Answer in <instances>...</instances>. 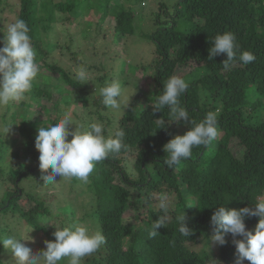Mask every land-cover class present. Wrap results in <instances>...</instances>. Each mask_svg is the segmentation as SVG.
Returning a JSON list of instances; mask_svg holds the SVG:
<instances>
[{"label":"trees","instance_id":"trees-1","mask_svg":"<svg viewBox=\"0 0 264 264\" xmlns=\"http://www.w3.org/2000/svg\"><path fill=\"white\" fill-rule=\"evenodd\" d=\"M171 7L160 3L158 10L147 17L149 23L155 19V28L143 34L155 45L153 94L144 105L132 101L117 123L112 116L105 117L97 111L99 119L106 120V136L124 130L125 147L98 162L87 183L63 177H57L51 185L41 183L39 152L35 148L38 126L47 127L60 118L37 124L32 114L38 105L49 109L38 99H54L52 92L34 85L27 94L30 100L19 102L25 111L22 122H17L13 103L6 107L2 119L13 123L10 128L16 130L13 138L3 136L0 146V182L7 185L0 202V235H13L11 230L19 224L24 229L33 227L28 235L34 242L27 243L32 250L41 252L46 249V240L55 239V226L41 227V221L50 217L57 227L69 223L87 225L104 234L105 245L86 257L83 264H236V248L231 240L217 244L214 255L194 250L190 244L211 237V215L216 206L254 207L253 203L264 199V0H178L175 8ZM95 8L100 20L107 12L116 18L117 39L135 33V11L127 9L122 0H21L18 19L26 21L30 28L40 69L70 75L74 78L72 88L79 89L78 94L83 85L76 77L48 61L56 44L45 40L42 29L52 31L59 20L68 19L74 24L86 9ZM57 12L61 15L57 16ZM79 31L75 29V33ZM225 31L235 34L241 51L255 54L253 63L235 62L225 69L222 61L226 54L208 60L211 40ZM4 33L0 35V47ZM183 67L188 72H179ZM173 75L189 82V89L180 99L192 120L199 123L207 112H215L219 133L210 146L194 147L189 159L170 170L164 164L167 153L163 146L174 137L179 125L187 131L190 123L170 121L168 110L153 112L152 103ZM53 105L57 106V101ZM162 120L165 125L160 123ZM21 136L26 138L24 144L19 143ZM237 147L242 148L241 156ZM9 155L14 161L1 164ZM131 157L134 160L129 168ZM45 187L59 188L66 194V203L54 209L49 194L39 191ZM77 191L83 196H76ZM164 193L173 202L168 213L158 209V197ZM184 214L187 226L194 230L189 237L178 231L179 218ZM158 217L165 218L166 227H160V234L149 238ZM258 220L259 217L246 218V227L254 232ZM9 254L0 244L3 264H14ZM244 264L250 262L245 260Z\"/></svg>","mask_w":264,"mask_h":264},{"label":"clouds","instance_id":"clouds-1","mask_svg":"<svg viewBox=\"0 0 264 264\" xmlns=\"http://www.w3.org/2000/svg\"><path fill=\"white\" fill-rule=\"evenodd\" d=\"M61 13L57 12V16ZM30 28L26 21L17 19L10 24L2 38L0 47V105L19 102L29 94L41 69L36 59V52L29 35ZM208 60L226 54L223 60L225 69L230 68L235 62L248 65L256 60L251 51H241L234 33L225 31L218 33L210 42ZM76 79L80 84L91 81L85 67L76 72ZM189 89V82L183 77L173 75L163 84L162 94L153 104V112H163L167 109L170 121L180 124L181 121L190 123L189 130L182 135L171 138L164 146L167 158L164 164L168 169L179 166L183 160L192 156L194 147H208L218 137V119L215 112L209 111L201 122L196 123L189 115V110L181 104V97ZM124 96L120 83L111 82L99 89L100 103L104 108L114 111L126 110L130 97ZM159 120V118H158ZM165 125L164 120L160 121ZM13 123L0 126V132L6 135ZM69 125H75L70 129ZM158 127L159 128H164ZM71 136V139H69ZM125 132L123 129L115 131L112 136L105 135L102 123H90L87 128L77 125L65 114L58 122L47 127L40 126L35 138V148L39 152V169L41 183L51 185L60 178H76L87 183L94 172L96 164L107 159L112 154H117L125 147ZM158 209L168 213L172 207L171 197L164 193L158 197ZM254 207L228 208L225 205L215 207L211 215L213 234L210 241L220 245L227 243L226 236L231 234L236 248V264H264V199L253 203ZM193 205H188L191 207ZM259 217L254 232L246 227L245 219ZM179 234L189 237L193 229L186 224L185 214L180 218ZM41 227L55 226L52 233L54 240H46V249L33 252L28 241L33 237L28 235L33 227H27L19 235H0V244L12 257L14 264H83L86 257L99 251L106 243V237L99 231H92L87 225L67 224L57 227L51 223L50 217L41 221ZM166 227L165 218L155 219L148 235L155 238L160 227ZM242 239H236V237ZM209 243V241H208ZM0 260V264H3ZM219 264L218 261H215Z\"/></svg>","mask_w":264,"mask_h":264},{"label":"rangeland","instance_id":"rangeland-1","mask_svg":"<svg viewBox=\"0 0 264 264\" xmlns=\"http://www.w3.org/2000/svg\"><path fill=\"white\" fill-rule=\"evenodd\" d=\"M177 1L122 0L123 5L127 9L135 11V24L137 26L134 34L128 35L122 40L117 39L115 30L116 18L112 13L107 12V14H104V18L102 16L100 20V12L96 8L91 11L90 9L89 11L86 9L81 14L80 19L74 21V24H70L68 19L59 20L52 31L47 32L42 29V35L45 40L53 41L56 44L48 61L65 68L75 77L76 72L80 68L85 67L91 81L82 84L84 91L81 92L82 88H80L79 95V89L72 88L71 81L74 79L73 77L70 75L67 77L64 73V75L59 73L53 74L52 71L43 68L36 78L34 85H38L42 89H48L55 97H53L54 99H48L43 96L41 99H38L47 103L49 109H44L41 105H38L37 110L32 114L33 123L40 124L42 121H50L51 123V120L56 116L61 119L67 114L77 127L81 125L80 122H83L84 128H87L90 123H102L105 125L106 120L99 119L98 110L105 117H108V115L112 116L115 123H117L124 110L114 111L108 108L105 109L100 103L101 98L99 96V89L113 81L121 84L125 97L135 92L130 97L129 104L133 101L138 105H144L146 99L150 98L153 94L151 89H153L154 82L152 78L154 66L152 64L156 60L154 43L151 39L143 36L144 32H146L145 30L150 32L155 28L153 23L155 19L149 23L147 17L158 10L160 3H165L168 6L172 5L171 8L173 9ZM20 10L21 0H0V35H3V31L6 33L10 24L16 22L19 18ZM75 29L80 30L79 33H75ZM69 47L71 48L69 49ZM188 70L187 67H183L179 69V72H183L184 74ZM30 98L31 96L26 95L24 99L29 101ZM55 101H57V106L53 105ZM19 102H15L13 105L18 114L17 122H22L24 121L25 111L19 105ZM5 109V106L0 105V126L6 123L2 119ZM74 127L75 125H69L70 129ZM15 130L10 128L6 135L0 132V146L3 144V136L13 138ZM185 132L184 125H179L174 136L182 135ZM25 142L26 138L21 136L19 143L24 144ZM237 150L239 156H241L242 148L237 147ZM133 160L134 157L129 159V168H131ZM13 161V158L9 155L8 158L6 157L5 160L1 161V164H10ZM26 182L27 180H24L23 184ZM6 190L7 185L0 182V202ZM39 191L42 195H45V193L49 194V199L53 200L54 209L66 203V194H62L59 188L45 187ZM75 195L80 198L83 196V193L77 191ZM85 195H88V193L85 192ZM23 230V225L19 224L11 230V234L19 237ZM209 239L210 237L204 238L199 243L190 244V246L194 250H205L214 255L217 253L218 243L212 242ZM226 240L233 241V237L227 235ZM43 247L46 246L44 245ZM33 252L38 253L36 250H33ZM9 255L11 258V254Z\"/></svg>","mask_w":264,"mask_h":264}]
</instances>
